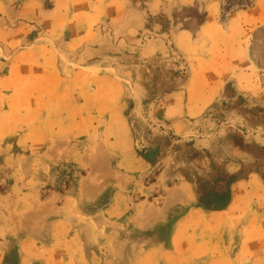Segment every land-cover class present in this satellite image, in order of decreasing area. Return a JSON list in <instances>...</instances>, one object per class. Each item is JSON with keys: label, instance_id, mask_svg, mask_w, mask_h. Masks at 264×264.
Masks as SVG:
<instances>
[{"label": "rangeland", "instance_id": "obj_1", "mask_svg": "<svg viewBox=\"0 0 264 264\" xmlns=\"http://www.w3.org/2000/svg\"><path fill=\"white\" fill-rule=\"evenodd\" d=\"M251 6L224 0L219 26ZM190 12L149 14L144 28L103 18L72 54L56 45L38 102L29 88L8 105L23 120L0 140L1 264L24 251L28 264H191V242H173L191 206L164 200L181 179L206 210L224 208L239 182L244 222L264 223V24L236 31L244 61L232 49L231 62L244 71L211 70L215 49L186 54L170 40L174 17ZM215 83L211 100L198 95Z\"/></svg>", "mask_w": 264, "mask_h": 264}, {"label": "crops", "instance_id": "obj_2", "mask_svg": "<svg viewBox=\"0 0 264 264\" xmlns=\"http://www.w3.org/2000/svg\"><path fill=\"white\" fill-rule=\"evenodd\" d=\"M223 1L0 0V140L16 132L23 120L22 113L20 116L10 114L8 105L26 101L27 95L21 93L29 88L37 91L29 95L30 102H38V89L49 87L47 82L54 79V63L59 55L56 45L62 54H72V50L91 37L94 25L106 17L130 25L141 23L144 28L149 14L172 12L175 6L190 8V14L174 17L170 40L175 48L186 54L193 53L196 48H213V55H209L213 60L211 70L215 66L218 71H244L231 62L232 49H238L239 58L244 61V40L236 31L253 23L264 24V0H251V7L231 11L226 20L227 31L218 22ZM47 2L51 4L45 6ZM200 8L204 14L199 20L194 10ZM40 39L46 40L45 44H37ZM17 45L23 49H16ZM249 60L250 66L258 68L262 64L258 60ZM219 86L218 83L209 84L210 95L205 92L198 95L204 94L211 100V92L215 96ZM191 87L196 88L195 85ZM188 95L189 98L194 96V90ZM238 169L234 162L226 164L228 172ZM237 186L239 182L234 185L224 208L212 210L195 203L194 185L190 181L181 179L168 191L164 200L191 206L176 226L173 241L175 248L180 247L179 241L182 244L191 242L188 254L191 259L186 256L191 264H244V260L248 264H264L263 218L252 216L244 222V194ZM26 254L25 251L22 253L17 264H28ZM1 260L0 249V264Z\"/></svg>", "mask_w": 264, "mask_h": 264}, {"label": "trees", "instance_id": "obj_3", "mask_svg": "<svg viewBox=\"0 0 264 264\" xmlns=\"http://www.w3.org/2000/svg\"><path fill=\"white\" fill-rule=\"evenodd\" d=\"M241 7V6H240Z\"/></svg>", "mask_w": 264, "mask_h": 264}]
</instances>
